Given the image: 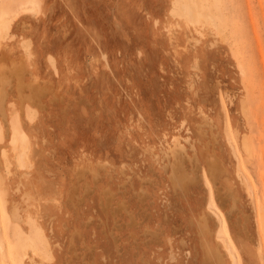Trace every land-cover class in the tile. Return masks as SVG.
Masks as SVG:
<instances>
[{
	"label": "rangeland",
	"instance_id": "obj_1",
	"mask_svg": "<svg viewBox=\"0 0 264 264\" xmlns=\"http://www.w3.org/2000/svg\"><path fill=\"white\" fill-rule=\"evenodd\" d=\"M0 139V264H264V0H0Z\"/></svg>",
	"mask_w": 264,
	"mask_h": 264
},
{
	"label": "bare ground",
	"instance_id": "obj_2",
	"mask_svg": "<svg viewBox=\"0 0 264 264\" xmlns=\"http://www.w3.org/2000/svg\"><path fill=\"white\" fill-rule=\"evenodd\" d=\"M182 11L188 15L189 17H194L195 21H197L198 23H206L209 22L207 21L206 16L200 12V11H196L194 10L189 3H187L186 1H184L182 3ZM23 10L25 13H29L31 11L34 10V7H23ZM29 11V12H28ZM187 16V17H188ZM181 17V16H180ZM190 20V19H189ZM189 22V21H187ZM211 22V21H210ZM186 23V22H185ZM197 23V24H198ZM212 23V22H211ZM191 24V23H190ZM196 24V22L194 23ZM207 24V23H206ZM204 24V25H206ZM210 23H208L209 25ZM186 25V24H185ZM192 25V24H191ZM212 25V24H211ZM210 25V26H211ZM207 26V25H206ZM213 27V25H212ZM179 29V28H178ZM199 32V31H198ZM199 35V34H198ZM200 36V35H199ZM201 37V36H200ZM188 40V39H187ZM190 41V39H189ZM195 41V40H194ZM195 43V42H194ZM13 71V70H12ZM34 95V94H33ZM32 99V98H31ZM2 111V110H1ZM4 111V110H3ZM203 115V114H202ZM204 116V115H203ZM220 116V115H219ZM205 119V118H204ZM204 121V120H203ZM182 122V121H181ZM203 123V122H202ZM207 124V123H206ZM206 126V125H204ZM214 126V125H213ZM199 131V130H198ZM197 131V132H198ZM2 136V135H1ZM2 139V138H1ZM0 139V140H1ZM171 145L169 146V151H168V159L166 158V160L168 161L166 164L163 165V168L169 172V177L171 179L172 182V188H183L184 186L188 185V184H195L198 179H199V175L197 174V167H195V165H198V160H197V154L195 153L194 147L192 144L189 143V138L185 137L183 138V142H186L189 144L190 150L192 151V153H194L195 159H191L189 156H187V150L185 148V146L183 145V143L181 142V139L179 137L173 136V138H171ZM28 142V141H27ZM244 145V143H243ZM12 150L14 151V162L16 164L17 167L20 168H26L27 166H29L31 164V158H30V144L29 143H18L12 146ZM233 153V152H232ZM187 156V157H186ZM235 157V154H234ZM187 158H190L187 159ZM165 160H162V162H164ZM185 162H188L191 166V171L195 172L194 174H191L189 172H187V170L185 169ZM189 166V167H190ZM187 168V167H186ZM236 172V171H235ZM28 198V197H27ZM26 198V199H27ZM15 214V213H14ZM208 216L215 218V222L218 223L221 221L220 216L218 215V213H216L214 210L209 209L207 211ZM19 218V216H18ZM237 219V218H236ZM238 223V222H237ZM30 254L32 256H30V260H33V256L36 255L37 253L33 250L30 249L29 250ZM27 254V253H26ZM228 258L231 260L232 262V254L228 253ZM220 255V258L221 259ZM170 259L174 260L175 256L174 254L171 252L170 253ZM223 259V258H222ZM34 261V260H33ZM36 263V262H35Z\"/></svg>",
	"mask_w": 264,
	"mask_h": 264
},
{
	"label": "crops",
	"instance_id": "obj_3",
	"mask_svg": "<svg viewBox=\"0 0 264 264\" xmlns=\"http://www.w3.org/2000/svg\"><path fill=\"white\" fill-rule=\"evenodd\" d=\"M23 72V71H22ZM22 76H23V74H22ZM22 78V77H21ZM20 83V82H19ZM35 82H33V81H31V84H30V90H31V93H30V95H32L33 96V94L34 95H37V90H36V88H35ZM21 88L23 87V83H22V81H21V86H20ZM199 166H200V164H199ZM198 168V167H197ZM199 177V176H198ZM216 254H219V251L218 252H216ZM176 259H174V260H171V262H174Z\"/></svg>",
	"mask_w": 264,
	"mask_h": 264
}]
</instances>
